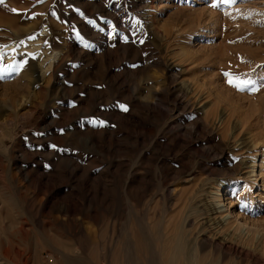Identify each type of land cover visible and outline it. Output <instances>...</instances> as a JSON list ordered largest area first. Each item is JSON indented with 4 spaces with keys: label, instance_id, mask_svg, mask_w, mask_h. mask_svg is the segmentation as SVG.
I'll use <instances>...</instances> for the list:
<instances>
[{
    "label": "rangeland",
    "instance_id": "rangeland-1",
    "mask_svg": "<svg viewBox=\"0 0 264 264\" xmlns=\"http://www.w3.org/2000/svg\"><path fill=\"white\" fill-rule=\"evenodd\" d=\"M0 51V264H264V0H4Z\"/></svg>",
    "mask_w": 264,
    "mask_h": 264
},
{
    "label": "bare ground",
    "instance_id": "bare-ground-1",
    "mask_svg": "<svg viewBox=\"0 0 264 264\" xmlns=\"http://www.w3.org/2000/svg\"><path fill=\"white\" fill-rule=\"evenodd\" d=\"M51 64H53V62H51ZM35 65V68H34ZM46 67V66H45ZM33 68L35 70V76H36V80H42V81H46L48 78L52 77L50 74V76L47 78L46 77V68H43V70L41 69L40 72H38V70H36V64H33ZM47 78V79H46ZM46 83V82H45ZM203 112V111H202ZM31 115V114H30ZM225 113H221L220 114V119L222 120H226L225 119ZM223 122V121H222ZM225 123V122H224ZM50 124V123H49ZM227 124V122H226ZM199 127V126H198ZM201 127V126H200ZM203 127V126H202ZM235 126V130H236ZM234 128V127H233ZM203 129V128H202ZM207 130V129H206ZM231 130V128H230ZM204 131V130H203ZM3 145L7 144V140L3 139L2 140ZM237 143V142H236ZM221 146V147H220ZM220 146H218L219 148H221V155H228L231 152H233V149H243V150H250L251 147L249 145V141L247 140H243L241 142H239L238 144H229V143H225V144H220ZM220 150V149H219ZM241 165H244L245 167H248L246 164H243L242 162H240ZM252 165V164H251ZM223 188L230 186V183H228L227 181H223ZM218 194V193H217ZM221 195V194H219ZM206 204V203H205ZM207 208V207H206ZM222 208V204H219L218 207L216 208L217 210ZM216 209L214 208V210L216 211ZM205 212L208 213V216L205 220V224L207 223V225L209 224V222L212 221V218L210 216V211L212 213H214L215 211L212 209H205ZM218 211H216L217 213ZM216 220V219H215ZM214 221V220H213ZM212 223V222H211ZM213 224V223H212ZM210 224V225H212ZM220 221L217 222V226H220ZM174 230H172V232L169 233L168 235V254L163 258L162 263L161 264H221L219 261H213L208 263L206 258L201 256L196 255V251L195 248H192V246L190 247V243L187 240V235L185 232H183V230L180 228V226H177L176 228H173ZM209 231V230H208ZM212 231V230H211ZM27 233V232H26ZM25 235V234H24ZM60 235V234H59ZM208 235V234H207ZM205 235H201L199 237V242H201V244H210L211 246H213L215 249L218 248V242L216 241V232L213 234L212 236H207ZM55 237V236H53ZM52 237V238H53ZM25 238V237H24ZM27 238V237H26ZM25 238V239H26ZM57 240V239H56ZM61 239H58L57 241H60ZM65 240V239H64ZM55 241V240H54ZM220 244V243H219ZM221 246V245H220ZM219 246V247H220ZM8 251V250H7ZM9 252V251H8ZM20 255V254H19ZM18 255V256H19ZM22 255V254H21ZM139 255V254H138ZM139 257V256H138ZM138 259V258H136ZM208 259V258H207ZM20 260V259H19ZM71 261V260H70ZM83 262V261H82ZM137 262V261H136ZM71 263V262H70ZM76 261H72L71 264H75ZM79 263V262H78ZM118 263V262H117ZM69 264V262L67 263ZM77 264V263H76ZM84 264V263H83ZM115 264V263H114ZM119 264V263H118ZM138 264V263H137Z\"/></svg>",
    "mask_w": 264,
    "mask_h": 264
},
{
    "label": "snow or ice",
    "instance_id": "snow-or-ice-1",
    "mask_svg": "<svg viewBox=\"0 0 264 264\" xmlns=\"http://www.w3.org/2000/svg\"><path fill=\"white\" fill-rule=\"evenodd\" d=\"M42 2V0H41ZM219 2L225 3V4H231V3H235L236 0H219ZM4 0H0V4H3ZM213 6H219V3L217 4H213ZM13 11H17L16 9H13ZM5 55V53L3 51H0V60L3 59V56ZM26 63V61H25ZM224 75L228 78L227 82L232 85L235 86L238 90H245V89H249V85H251L252 87L249 89L250 91H256V82L251 80V79H243L238 75H235L231 72H225ZM2 78V77H0ZM124 107V106H121ZM126 110V109H125Z\"/></svg>",
    "mask_w": 264,
    "mask_h": 264
},
{
    "label": "built area",
    "instance_id": "built-area-1",
    "mask_svg": "<svg viewBox=\"0 0 264 264\" xmlns=\"http://www.w3.org/2000/svg\"><path fill=\"white\" fill-rule=\"evenodd\" d=\"M49 260H52V258H49Z\"/></svg>",
    "mask_w": 264,
    "mask_h": 264
}]
</instances>
